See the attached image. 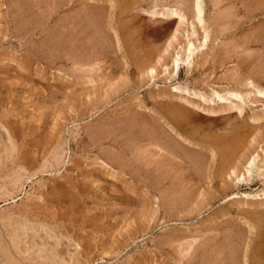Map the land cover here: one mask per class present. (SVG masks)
<instances>
[{
    "label": "rangeland",
    "instance_id": "374dc122",
    "mask_svg": "<svg viewBox=\"0 0 264 264\" xmlns=\"http://www.w3.org/2000/svg\"><path fill=\"white\" fill-rule=\"evenodd\" d=\"M193 4L0 0V241L14 264H264V96L246 84L264 89V0H201L202 21ZM173 6L185 19L168 45L179 17L158 11ZM214 90L250 93L239 113Z\"/></svg>",
    "mask_w": 264,
    "mask_h": 264
},
{
    "label": "bare ground",
    "instance_id": "6f19581e",
    "mask_svg": "<svg viewBox=\"0 0 264 264\" xmlns=\"http://www.w3.org/2000/svg\"><path fill=\"white\" fill-rule=\"evenodd\" d=\"M96 1V0H95ZM194 1V9H195V14H196V17L198 18V21H202L201 20V15H202V6H201V0H193ZM101 13V12H100ZM160 13V15H163V16H173V15H177L178 17H179V21H178V24H177V26H176V28H175V32L173 33V35H172V37L171 38H169L170 40H169V42H168V45L173 41V39H176L177 38V36H176V32L177 31H179V27H180V25L183 23V21H184V15L183 14H181L180 13V10L177 8V7H175V6H173V7H168V8H163V10L162 11H158V14ZM154 14V13H153ZM155 14H156V11H155ZM95 14H93V16H94ZM96 16H98V14L96 15ZM95 17V16H94ZM91 18V17H90ZM96 19V18H95ZM92 20H93V18H92ZM96 21H99V20H96ZM93 22V21H92ZM100 23V22H99ZM99 27V26H98ZM205 33H204V36H203V40L202 41H200L199 42V44L202 46V45H205V42H206V39H207V31H204ZM194 33V31H192L191 30V32H190V34H193ZM196 48V46H195V44H194V42L193 41H188L185 45H184V47H182V49H179V51H177L176 52V55H174V57L172 58V66H173V69L172 70H174V72H176L177 73V71H178V69H179V67H180V65L181 64H190V60H191V56H192V53H193V51H194V49ZM189 66V65H188ZM151 73L152 72H154V69L153 68H150V69H148ZM247 81H249V80H247ZM248 86H247V88H250V89H252V88H254V90H255V92H257L258 94H262L263 96H264V89H261L260 87L259 88H255V86L253 87V84L249 81V82H247L246 83ZM245 84V85H246ZM174 89H179V86H174ZM253 90V89H252ZM251 90V91H252ZM253 90V91H254ZM212 93V94H211ZM209 95V97H210V99L211 100H217V101H219V100H225V101H227V99H230L231 100V102L230 103H227L226 104V106L223 104L222 106H221V108L222 107H224V109L226 108L227 110L228 109H233V108H235L237 111H239V113H241L242 112V105L241 104H243V103H241L242 102V96H244V95H247L248 93H250V92H245V91H243V94L242 93H240V92H227V94H221V93H219V92H217V91H213V92H211ZM227 95L228 96H230L231 98H227ZM203 99H205V97L203 98ZM238 99H239V101H238ZM242 99V100H241ZM237 100V101H236ZM205 101V100H204ZM207 101V100H206ZM209 101V100H208ZM210 102H212V101H210ZM208 107V106H207ZM211 107V106H210ZM220 108V107H219ZM218 108V109H219ZM207 109V108H206ZM208 110V112L209 111H214V109L213 108H211V109H207ZM216 110V109H215ZM219 111V110H218ZM169 112V111H168ZM171 112V111H170ZM166 113V112H165ZM168 114V113H167ZM167 114H166V116H167ZM171 114L169 113V116H170ZM164 116H165V114H164ZM168 116V117H169ZM172 116H170L168 119H169V122H171L172 121V123H176L177 122V120H175V117H173V118H171ZM171 118V119H170ZM180 119V118H179ZM255 119V118H254ZM171 120V121H170ZM179 123V122H178ZM177 123V124H178ZM180 124V123H179ZM178 124V125H179ZM171 125V124H170ZM177 125V126H178ZM173 126V125H172ZM180 126V125H179ZM240 134V133H239ZM244 134V133H243ZM173 135V134H172ZM244 136V135H243ZM236 137V136H235ZM240 139H235V141L233 142V144L231 145V146H229L227 143V147H225L224 149H222V151H223V153L224 154H226V155H228V156H230L231 158L233 157L234 158V156L243 148V146L245 145L244 144V142H242L241 141V139L243 138L242 137V134H241V137H239ZM245 138V137H244ZM229 140V142H230V140L231 139H228ZM174 141V140H173ZM232 141V140H231ZM228 142V141H227ZM228 142V143H229ZM232 143V142H231ZM177 144V143H176ZM225 144V145H226ZM214 145V144H213ZM208 146H210L209 144H208ZM214 147H217V145L216 146H214ZM220 147V146H219ZM212 147H210V149H211ZM221 148V147H220ZM220 148H217L218 150H219V152L217 151V152H215V153H220ZM213 149V148H212ZM169 150V149H168ZM214 150V151H215ZM243 150V149H242ZM213 152V151H212ZM214 153V152H213ZM214 153V154H215ZM174 154V153H173ZM172 154V155H173ZM224 154H223V158H226V157H228V156H224ZM219 155V154H218ZM238 155V154H237ZM236 155V156H237ZM220 156H221V153H220ZM176 157V156H175ZM222 157V156H221ZM256 157V156H255ZM255 157L253 156L251 159H249V161L247 162L250 166L253 164V162L255 161ZM144 159V158H143ZM201 159H202V161H201ZM200 159V161L203 163V158H201ZM232 160L233 159H231L230 161V163H232ZM227 162H228V160H227ZM195 163H196V161H195ZM198 164V163H197ZM229 164V163H228ZM227 164V165H228ZM198 165H200V162H199V164ZM231 165V164H230ZM229 165V166H230ZM249 165H248V167H249ZM234 166V165H233ZM231 169V168H230ZM235 170V169H234ZM234 170H233V172H234ZM243 177V176H242ZM239 179H241V178H238V180ZM243 179H245V177L243 178ZM242 180V179H241ZM258 195V194H257ZM246 196L248 197V194H246ZM25 221V220H24ZM10 222V221H9ZM20 222V221H19ZM19 222H18V224H19ZM26 222V221H25ZM24 223V222H23ZM7 224H9V223H7ZM17 224V223H16ZM17 224V225H18ZM26 224V223H25ZM6 225V224H5ZM24 225V224H23ZM6 226H8V225H6ZM15 226V225H14ZM3 227V226H2ZM23 227H25V226H23ZM12 228V226L10 227V229ZM22 228V227H21ZM15 229V228H14ZM23 229V228H22ZM16 231V230H15ZM20 231V230H19ZM1 232V231H0ZM14 235V234H13ZM12 236V235H11ZM15 236V235H14ZM17 236V235H16ZM6 237V236H5ZM1 238V237H0ZM15 242V241H14ZM17 244V243H16ZM14 245V244H13ZM21 245V244H20ZM13 247V246H12ZM24 248V247H23ZM42 249V248H41ZM1 251H3V256H4V258L3 259H5V264H14L13 263V259H12V257L10 256L11 254H9V252H8V249L6 250L4 247H2V245H1V241H0V252ZM53 251V250H52ZM16 254V253H15ZM51 254V253H50ZM20 255V254H19ZM21 256V255H20ZM52 256V255H51ZM53 257V256H52ZM51 257V258H52ZM2 259V260H3ZM22 259V258H21ZM1 260V259H0ZM60 260V259H59ZM22 262V261H21ZM23 263V262H22Z\"/></svg>",
    "mask_w": 264,
    "mask_h": 264
}]
</instances>
